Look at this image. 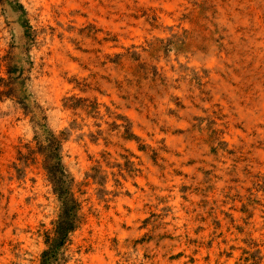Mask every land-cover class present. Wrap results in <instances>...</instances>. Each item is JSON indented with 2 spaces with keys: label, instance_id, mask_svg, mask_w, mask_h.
Listing matches in <instances>:
<instances>
[{
  "label": "rangeland",
  "instance_id": "374dc122",
  "mask_svg": "<svg viewBox=\"0 0 264 264\" xmlns=\"http://www.w3.org/2000/svg\"><path fill=\"white\" fill-rule=\"evenodd\" d=\"M48 132L50 264H264V0H0V264L48 247Z\"/></svg>",
  "mask_w": 264,
  "mask_h": 264
},
{
  "label": "trees",
  "instance_id": "16d2710c",
  "mask_svg": "<svg viewBox=\"0 0 264 264\" xmlns=\"http://www.w3.org/2000/svg\"><path fill=\"white\" fill-rule=\"evenodd\" d=\"M17 5L18 7H22L20 4ZM12 90L13 88H11L9 92L11 93ZM46 135V137L44 136L46 144L41 145L40 148L44 149L46 152V167L54 179L55 190L58 193L61 205L58 217L55 221L52 236H47L48 247L42 253L41 264H50L56 259L59 247L63 244L67 233L74 228L73 219L76 206L69 191V182L65 168L56 152V140L50 132L46 133Z\"/></svg>",
  "mask_w": 264,
  "mask_h": 264
}]
</instances>
